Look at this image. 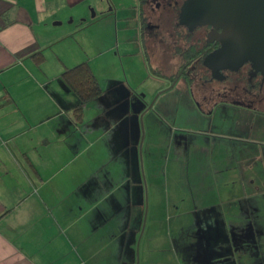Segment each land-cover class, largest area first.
I'll return each mask as SVG.
<instances>
[{
  "label": "crops",
  "instance_id": "obj_1",
  "mask_svg": "<svg viewBox=\"0 0 264 264\" xmlns=\"http://www.w3.org/2000/svg\"><path fill=\"white\" fill-rule=\"evenodd\" d=\"M109 2L117 17L116 2ZM152 4L147 0L143 6L144 24ZM90 7L95 17L105 12L102 0H0V264H120L124 247L139 234L138 211L128 210L127 203L132 202L133 185H138L132 174L138 163L134 118L140 106L131 107L127 90L119 92L114 85V91L105 94L101 88L77 121L72 113L77 96L61 78L66 67L89 60L72 47L74 38L84 39L74 34L77 27L59 31L52 26L63 25L68 17L83 25L91 20ZM140 28L145 53L166 51V37L152 44ZM170 41L177 45L173 37ZM49 51L54 53L51 66L44 55ZM36 52L44 56L41 64L34 61ZM151 71L154 79L169 82L172 72L166 74L157 65ZM154 81L152 94L161 91V97L166 85ZM174 87L180 95L187 91L179 82ZM199 98L192 110H182L188 117L195 115L199 124L208 122L209 129L181 127L179 135L171 130L172 157L180 150L187 152L195 138V180L208 187L201 186V208L215 217L221 202L224 213L249 212L256 206L249 190L253 180L242 181L236 187L238 195L220 197L214 192L224 176L219 168L238 169L237 159L250 157L252 140L211 128L219 112L242 120L251 108L219 97L205 102ZM168 107L165 102L162 107L155 104L161 118L172 105ZM242 165L250 171L249 161ZM256 196L258 203L263 197Z\"/></svg>",
  "mask_w": 264,
  "mask_h": 264
},
{
  "label": "rangeland",
  "instance_id": "obj_2",
  "mask_svg": "<svg viewBox=\"0 0 264 264\" xmlns=\"http://www.w3.org/2000/svg\"><path fill=\"white\" fill-rule=\"evenodd\" d=\"M109 1L102 0L105 12L101 16H92V12L96 11L90 7L88 16L91 20L83 25L79 24L77 18L70 21L71 17H68L63 25L52 27L59 31L77 27L74 34L78 37L83 35L84 39H80V42L74 38L72 47L78 55L83 54L84 59L89 60L105 94L117 87L119 92L127 90L132 95L131 107L134 103L139 106L142 104L143 107L137 118H134L138 127V150L134 155L138 163L134 165L132 180L134 183L138 181V185H133L132 202L127 203L128 210L138 211L139 234L133 238V244L124 247L120 264H264V99L260 105L245 98L246 107L252 110L242 120L232 115L224 118L222 111L214 118L216 124L211 130L252 140L250 157L237 159L241 168L233 171L234 168L230 169L226 165L228 159L220 160L226 167L219 168V173L224 176L214 193L220 197L238 195L236 187L244 180H253L249 190L252 189L255 197L253 205L256 204L249 212L244 210L238 213V208V212L230 209L231 212L224 213L221 202L218 217H215L208 208H201L202 185L195 180V138L188 143L187 152L180 150L175 153L176 158L172 157L175 135L172 139L171 130L178 134L181 127L198 131L208 126V122L199 124L195 115L188 117L189 114L182 110L188 106L193 109L196 97H201L199 87H192L191 93L186 83L184 86L187 91L184 90L181 95L177 87L164 91L161 97L157 96L159 91L152 94L151 83L158 80L152 76L151 66L157 65L161 71L169 74L176 64L175 60H183L180 56V60L175 58L170 61V53L176 49L170 38H178L174 31L176 17L168 14L169 20L163 24L160 11L161 4L166 0H152L148 23L139 26L138 0H114L118 7L117 17ZM169 1V6L173 8L174 0ZM140 27L144 28L142 33L147 40L151 36L152 44L161 40L160 37H166V51L156 56L153 52L145 53L142 45L146 43L142 42ZM181 42L177 41L178 44ZM189 43L184 42L181 48H187ZM44 55H47L48 65L51 66L54 53L49 51ZM158 82L166 85L163 89L169 86L167 80ZM185 94L187 96L182 100ZM164 102L166 106L172 107H168L167 116L161 118L155 110V104L162 107ZM151 104L153 111L150 107L149 114L140 117ZM257 142L262 143L258 145L259 148L256 147ZM243 161L250 162L251 169L249 171L247 168V173ZM256 195L263 197L258 203Z\"/></svg>",
  "mask_w": 264,
  "mask_h": 264
},
{
  "label": "water",
  "instance_id": "obj_3",
  "mask_svg": "<svg viewBox=\"0 0 264 264\" xmlns=\"http://www.w3.org/2000/svg\"><path fill=\"white\" fill-rule=\"evenodd\" d=\"M179 24L189 30L212 27L210 34L220 46L205 57L204 64L213 70L236 69L249 62L255 71L264 73V0H184Z\"/></svg>",
  "mask_w": 264,
  "mask_h": 264
},
{
  "label": "flooded vegetation",
  "instance_id": "obj_4",
  "mask_svg": "<svg viewBox=\"0 0 264 264\" xmlns=\"http://www.w3.org/2000/svg\"><path fill=\"white\" fill-rule=\"evenodd\" d=\"M183 1L174 0L175 6L173 8L169 6V0L163 1L161 4L162 10L160 12L162 15L160 20L163 24H166L164 21L167 22L169 20L167 15L170 14L171 16L174 14L176 17L174 31L181 33L176 42L182 40V44L184 42L187 44L188 40L186 41L184 36L192 33L193 35L190 38L198 39L201 49L197 56L187 61L182 53L186 48L182 49V44L177 43L175 45L176 49L170 53V61L172 62L175 58L180 60V56L183 60L182 62L175 60L176 64L173 66L171 75H169V86L167 88H173L177 82L183 85L187 83L189 87H199L198 90L201 93L200 99L204 102L219 97L246 107L248 106L245 105L246 98L250 102L253 101L261 105L262 99H264V73L255 71L249 62H243L236 69L220 68L218 70H213L204 64L205 57L219 48L220 43L216 39H213V34H210L212 30L210 25L197 26L189 30L186 26L179 24V14ZM160 93L161 91H159L157 96Z\"/></svg>",
  "mask_w": 264,
  "mask_h": 264
},
{
  "label": "trees",
  "instance_id": "obj_5",
  "mask_svg": "<svg viewBox=\"0 0 264 264\" xmlns=\"http://www.w3.org/2000/svg\"><path fill=\"white\" fill-rule=\"evenodd\" d=\"M146 1L147 0H139L140 19L143 25L145 23L143 6ZM175 34V36L179 37L181 33L175 32ZM191 35L193 34L188 33V35L184 36L185 40L190 42L187 48L182 52L187 61L197 56L201 49L198 39H191ZM32 56L37 64H41L44 60V56L41 52H36ZM61 78L77 96V102L72 107V113L77 121H81L84 107L97 98L102 92L96 75L89 61L85 60L73 66L66 67L61 73Z\"/></svg>",
  "mask_w": 264,
  "mask_h": 264
}]
</instances>
